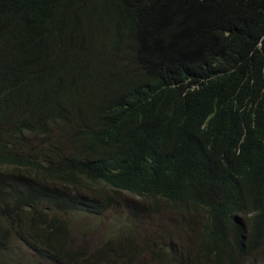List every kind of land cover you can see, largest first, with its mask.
Listing matches in <instances>:
<instances>
[{
    "label": "trees",
    "instance_id": "trees-1",
    "mask_svg": "<svg viewBox=\"0 0 264 264\" xmlns=\"http://www.w3.org/2000/svg\"><path fill=\"white\" fill-rule=\"evenodd\" d=\"M263 124L264 0H0V264L264 258Z\"/></svg>",
    "mask_w": 264,
    "mask_h": 264
},
{
    "label": "clouds",
    "instance_id": "clouds-1",
    "mask_svg": "<svg viewBox=\"0 0 264 264\" xmlns=\"http://www.w3.org/2000/svg\"><path fill=\"white\" fill-rule=\"evenodd\" d=\"M263 127H264V124H263ZM237 204L239 205L238 212L246 213L248 217L254 214V209L256 207V201L253 195L243 194L238 199ZM239 216L241 217V215Z\"/></svg>",
    "mask_w": 264,
    "mask_h": 264
},
{
    "label": "rangeland",
    "instance_id": "rangeland-1",
    "mask_svg": "<svg viewBox=\"0 0 264 264\" xmlns=\"http://www.w3.org/2000/svg\"><path fill=\"white\" fill-rule=\"evenodd\" d=\"M88 226L89 228H92L93 230L97 232L100 230V225L93 224V225H88ZM260 252L264 253V248H262ZM252 264H264V258L257 257Z\"/></svg>",
    "mask_w": 264,
    "mask_h": 264
}]
</instances>
